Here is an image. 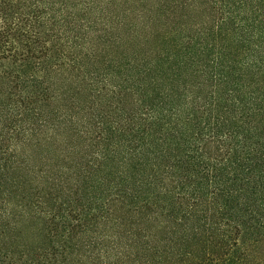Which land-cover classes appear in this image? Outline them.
<instances>
[{
  "label": "trees",
  "instance_id": "1",
  "mask_svg": "<svg viewBox=\"0 0 264 264\" xmlns=\"http://www.w3.org/2000/svg\"><path fill=\"white\" fill-rule=\"evenodd\" d=\"M264 0H0V264H264Z\"/></svg>",
  "mask_w": 264,
  "mask_h": 264
},
{
  "label": "rangeland",
  "instance_id": "2",
  "mask_svg": "<svg viewBox=\"0 0 264 264\" xmlns=\"http://www.w3.org/2000/svg\"><path fill=\"white\" fill-rule=\"evenodd\" d=\"M260 252L264 253V249H261Z\"/></svg>",
  "mask_w": 264,
  "mask_h": 264
}]
</instances>
